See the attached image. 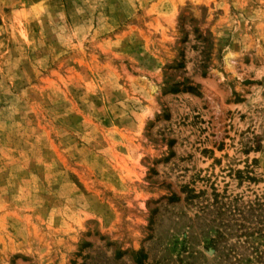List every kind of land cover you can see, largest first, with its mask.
<instances>
[{"label": "rangeland", "instance_id": "374dc122", "mask_svg": "<svg viewBox=\"0 0 264 264\" xmlns=\"http://www.w3.org/2000/svg\"><path fill=\"white\" fill-rule=\"evenodd\" d=\"M0 264H264V0L4 8Z\"/></svg>", "mask_w": 264, "mask_h": 264}, {"label": "crops", "instance_id": "0c3cea01", "mask_svg": "<svg viewBox=\"0 0 264 264\" xmlns=\"http://www.w3.org/2000/svg\"><path fill=\"white\" fill-rule=\"evenodd\" d=\"M19 2V0H0V13H3L4 8H14L15 5ZM12 12L9 11L8 13Z\"/></svg>", "mask_w": 264, "mask_h": 264}]
</instances>
